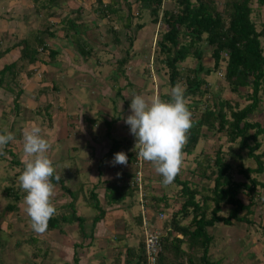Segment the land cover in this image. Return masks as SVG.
<instances>
[{
	"label": "trees",
	"instance_id": "1",
	"mask_svg": "<svg viewBox=\"0 0 264 264\" xmlns=\"http://www.w3.org/2000/svg\"><path fill=\"white\" fill-rule=\"evenodd\" d=\"M36 1L38 2L33 0L29 2L28 6L31 10L21 14L19 18L25 19L35 15L38 19H42L39 27L37 25L35 28H30L24 23L25 32H27L24 35L0 33V58L13 48L18 49L16 57L0 63V89L8 91L7 93H14L15 116L19 111V105L17 104V107L16 102L21 94L24 78L30 77L33 72L41 78V72L46 71L44 68H53L51 60L60 54L57 48L49 43L50 39L56 38L60 41L63 39L64 42L61 45L58 41L56 42L65 49H69L64 45L65 39L72 42L83 60L87 59L90 52V46L85 47V39L80 32L88 25L83 21H76L80 7L74 10V17L71 16L70 11L60 18L58 9L60 10L61 2L64 0ZM162 1L94 0V9L100 20L107 19L110 22L112 16L122 20L120 26L125 30L127 45L122 55L115 58L116 69L121 70L120 74H124L123 67L133 56L130 55L129 49L134 39V31L130 34L126 30L132 28L130 25L132 18H136L139 12L146 11L149 22L154 24L159 22L163 26L159 38L156 39V51L158 55H162L159 61L166 69L168 93H160L158 97L165 101L170 100L171 89L179 83L185 90L187 106L192 112L193 127L187 134L188 141L182 149L183 156L190 155L198 143L204 141L208 135L216 139L224 138L227 146L224 149L222 143L211 145L212 153H200V150L193 158L194 164L190 170V176L188 178L177 176L171 183L176 188L171 189L174 191L172 199L179 203L177 208L169 212L162 220L160 225L162 231L153 226L158 213L150 212L148 216L146 213L152 209L164 210L167 206L166 197L170 195L168 193H161L158 196L150 194L148 189L150 184L144 182L141 176L139 183L143 193L141 199L137 201L139 210L133 217L141 228V234L136 244H124L114 248L113 253L115 252L116 256L112 257V262L113 264H148L143 234L146 227L148 231L157 233L159 242V250L156 251L153 264H217L218 259L210 260L207 255L212 238L207 228L218 222L225 225L242 221L250 223L248 215L253 212L250 208L253 204L252 199L259 194L256 192V187L264 188V179L258 178L264 172V144L259 139L264 136V124L258 120L248 119V115L256 108L261 110L259 92L264 83L262 45L264 24L259 23L260 28L257 29L255 18L258 7L264 5V0H221L220 9L217 0H172L175 2L172 8H164L161 5ZM132 2L137 4V12L134 15L130 9ZM55 5L58 6L55 7ZM122 6L126 10L124 15L121 12ZM141 25L142 22H137L134 28H140ZM108 30L113 34L111 40L118 43V36L114 34L115 31L110 25ZM202 43L208 46L206 52L211 59L210 66L202 62L204 54ZM189 59L191 63L180 65ZM220 69L221 79L230 92L240 95L241 88H249V91L244 92L247 103L243 107L238 108L237 101L231 104L227 99L222 98L221 89L211 88L207 77ZM111 77L115 79V73ZM50 82L54 90L55 84L52 80ZM113 88L114 98L123 100L122 86L113 84ZM129 101L130 99L126 101V104H129ZM49 108L50 103L46 102L35 111L47 114ZM117 117L109 118L108 122H115ZM110 132L111 130L107 128L106 134L110 142L106 151L96 160L95 167L99 170L103 166V161L106 162L104 165L112 164L114 154L124 152L128 157L127 165H132V169L120 172L116 176L118 178L100 180V183H103L102 203L94 191L96 184L93 183L90 186L86 202L95 210L92 223L103 219L106 212L120 207L119 204L125 197L132 196L137 190V186L133 185L136 172L139 169L146 170L136 165V150L131 149V140L129 138L115 139L110 136ZM233 143H235L234 150L231 149ZM154 176H152L154 179H160L158 175ZM52 183L58 186L55 197L66 195L67 199L60 203L61 210L56 211L49 220L47 230L58 229L64 232L58 227L59 224H70L76 221L78 233L86 237L82 228L83 218L75 213L74 207L75 194L83 190L82 186L71 189L63 183L61 178L59 182L53 178ZM18 191L5 187L4 195L11 201L5 202L1 208L0 223L5 221L10 213L18 212V203L26 195L23 190ZM144 191L148 195L147 199H145ZM240 191H245L249 196L248 202L244 203L238 198L237 194ZM224 204L229 205L226 215H218L220 206ZM5 225L8 230L13 228V223L8 222ZM109 225L113 226V222ZM123 236V234L114 235L113 240L122 241ZM81 246L82 242L72 244V264H78V251Z\"/></svg>",
	"mask_w": 264,
	"mask_h": 264
},
{
	"label": "rangeland",
	"instance_id": "2",
	"mask_svg": "<svg viewBox=\"0 0 264 264\" xmlns=\"http://www.w3.org/2000/svg\"><path fill=\"white\" fill-rule=\"evenodd\" d=\"M30 1L32 2V0ZM220 2L221 0H217L219 9ZM161 5L164 8H172L175 6V2L163 0ZM57 6L55 5V7ZM94 6V0H64L61 2L60 10L58 9L61 18L70 11L73 16L74 10L80 7L79 17L76 18V21H83L88 25L86 29L83 28L80 31L85 39V47L90 46L89 56L86 60H83L82 56L78 54L77 47L75 48L72 42L64 38L66 40L64 45L69 47V49H65L60 47L64 42L63 39L60 41V39L52 38L49 43L57 48L60 54L51 60L53 68L45 67L46 71L41 72L42 77L36 80L39 83L34 86V90L30 92L26 90L23 95L17 98L16 106L19 105V115L18 113L16 116L14 115V93H7L8 91L0 89V134L11 132L15 137V141L9 142L6 146V150H4L6 155H0V211L5 202L11 201L4 195L5 187L19 190L18 192L22 190L19 176L25 168L23 132L25 129L30 130L33 125L39 126L42 129L41 135L51 145L46 155L53 161L54 175H59L63 183L71 189L82 186L83 190L77 191L75 194L74 207L75 213L83 218V233L87 236L84 237L78 233L76 221H72L70 224H59L58 227L64 232L51 229L43 234H37L31 227L23 198L18 203L20 207H18V212L10 213L5 221L0 223V264H72V244L74 242H82L78 251V264H113L112 257L116 256L115 252L113 253L114 248L124 244H136L141 234V228L133 218L139 210L137 201L141 199L143 193L141 183L134 182L133 185L137 186V190L132 196L123 199L119 204L121 208L112 209L104 214L103 219L106 218V221L113 222V226L99 224L100 221L92 223L95 210L87 204L86 198L90 186L94 183L96 184L94 191L102 203L104 200L103 183H100V180L118 178L116 177L118 173L132 169V165H104L106 163L104 161L99 170L95 167L96 160L106 151L110 142L106 134L107 128L111 130V137L115 139L129 138L132 143L131 149L139 151L140 146L136 145L135 137L130 134L129 126L124 122L126 117L131 114V98L134 95H143L146 100L151 101L160 93H168L166 69L159 61L162 55H158L156 51V39L159 38L163 26L159 22L155 24L149 22L146 11H141L136 18H132L130 25L133 30L129 28L126 32L132 34L134 31V39L129 49L130 55L133 56L124 65V74L122 75L120 74L121 70L117 71L115 65V58L122 55L127 45L125 30L120 26L122 20H117L114 16L110 22L107 19L100 20ZM136 6V3L131 5L130 9L133 15L137 12ZM123 7L121 12L124 15L126 10ZM258 9L255 18L257 29L260 28L259 23L264 24V5ZM27 10L30 11L31 8L25 5V11ZM13 14L14 12H12V16ZM41 22L42 19H38L35 15H30L26 20V24L30 28H35L37 25L39 27ZM137 22H142V25L136 29L134 25ZM21 23L19 26L26 27L24 21ZM109 25L114 29V34L118 36V43L111 40L113 34L108 30ZM25 31L23 30L22 35L27 33ZM262 45L264 51V42ZM207 47L206 43H202L204 51L202 62L204 65L210 66L211 59L207 55ZM8 58L6 56L0 60H8ZM185 63H191V59L185 60L180 65ZM114 73L116 78L112 79L111 76ZM220 73L221 69L208 75L211 88L213 90L221 89L220 96L222 98L227 99L231 104L237 101V107H243L247 103L244 92L249 91V88H241L240 95L230 92L222 81ZM51 80L55 84L54 90L50 85ZM113 84L122 86L123 100L114 98ZM241 90L243 91L241 92ZM259 94L261 110L256 108L248 115V119L258 120L264 124V83ZM128 99H130L129 104H126ZM46 102L50 103L47 114L35 111ZM116 116L118 117L115 122H108L109 118L115 119ZM49 120L51 121L48 122ZM203 131L206 132L204 129ZM259 139L264 144V136ZM219 143H222L224 149L226 148L227 143L224 138L216 139L210 135L198 143L190 155L183 156L182 169L178 177L188 178L194 164L195 154L200 150V153H212L211 145ZM231 149H235V143L231 145ZM139 160V167L146 170L139 169L136 175L139 179L143 176V181L150 184L148 187L150 194L158 196L161 193H168L170 195L166 197L167 206L164 210L152 209L146 213V216L150 212L158 213L153 226L162 231L160 228L162 220L169 212L174 211L179 203L172 199L174 192L172 190L176 188L174 184H170V186L162 183L163 177L155 171L151 162L143 161L141 158ZM154 175H158L160 179H154ZM258 178L264 179V172ZM57 188L58 186L54 188L55 195ZM145 191L149 192L146 189ZM145 191V199H147L148 195ZM256 192L259 194L253 197V204L250 207L253 212L248 215L250 223L242 221L225 225L218 222L207 228L212 237L207 253L210 260L218 259L217 264H264V188L256 187ZM55 195L51 202L56 205V210L59 212L61 210L60 203L66 200L67 196L55 197ZM237 196L244 203L249 201V196L245 191L238 192ZM228 207L229 205H221L218 215H226ZM8 222L13 223V228L10 230L5 225ZM122 234L124 235L122 241L113 240L114 235Z\"/></svg>",
	"mask_w": 264,
	"mask_h": 264
},
{
	"label": "clouds",
	"instance_id": "3",
	"mask_svg": "<svg viewBox=\"0 0 264 264\" xmlns=\"http://www.w3.org/2000/svg\"><path fill=\"white\" fill-rule=\"evenodd\" d=\"M184 93V88L178 83L171 89L168 101L158 96L148 101L143 95H134L130 103L131 114L124 120L137 141L136 145L140 146L137 156L153 164L165 185H170L181 172L182 149L193 127L192 112ZM41 132L42 129L35 125L24 130L25 168L19 176L20 188L26 193L25 211L37 234L47 231L49 220L56 214L51 202L55 195L52 179L59 182L61 178L54 176L53 161L46 155L51 145ZM14 141L11 132L0 134V155H6L4 147ZM117 164L127 166L128 157L124 152L114 154L112 165Z\"/></svg>",
	"mask_w": 264,
	"mask_h": 264
},
{
	"label": "crops",
	"instance_id": "4",
	"mask_svg": "<svg viewBox=\"0 0 264 264\" xmlns=\"http://www.w3.org/2000/svg\"><path fill=\"white\" fill-rule=\"evenodd\" d=\"M29 2H31V1H29V0H1V2H0V33L6 32L10 35H13L16 33L21 34L23 32V30L24 31L26 30V27L19 26V24L21 25L22 21H24L26 23L27 18L21 19V18H19V16H22L23 14H26L28 12V10L25 11V5L28 6ZM8 11H9V13H8ZM12 12H14L13 16H12ZM10 28H11V30H10ZM11 51H14V53H11ZM11 51H9L7 54L3 55V57H1V58H5L6 56H8L9 57L8 60H11L14 57H16L18 54V49L13 48ZM8 60H3V61L0 60V63L4 62V61H8ZM38 79H40V78L37 77L34 72L30 77H28L26 79L24 78L25 81H22V87H21L22 89H21L20 95H23L26 90H28V92H30L31 90L33 91L34 86L39 83L38 81H36ZM97 221H100V223L98 222L99 224L104 223L106 226L110 224V221H106V218H105V220L104 219H98Z\"/></svg>",
	"mask_w": 264,
	"mask_h": 264
},
{
	"label": "built area",
	"instance_id": "5",
	"mask_svg": "<svg viewBox=\"0 0 264 264\" xmlns=\"http://www.w3.org/2000/svg\"><path fill=\"white\" fill-rule=\"evenodd\" d=\"M137 152H136V156H135V163L137 166H139L140 160H139V157L137 156ZM134 181L136 183H139V178L137 177V175L135 176ZM146 229L147 228L145 227L144 232H143L145 253H146L147 258H148V264H153L154 260H155L156 251L159 250V242L157 240V233L156 232H150Z\"/></svg>",
	"mask_w": 264,
	"mask_h": 264
}]
</instances>
